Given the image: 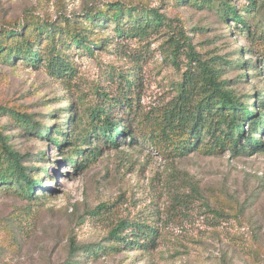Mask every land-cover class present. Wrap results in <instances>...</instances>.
Segmentation results:
<instances>
[{"label":"rangeland","instance_id":"obj_1","mask_svg":"<svg viewBox=\"0 0 264 264\" xmlns=\"http://www.w3.org/2000/svg\"><path fill=\"white\" fill-rule=\"evenodd\" d=\"M235 2L247 27L224 21L220 0H0V31L27 20L55 22L66 28L64 40L67 29L76 27L105 44L92 54L58 44L42 31L43 54L53 44L68 51L62 54L68 55L73 71L62 76L49 73L45 64L27 65L23 56L12 62L0 58V130L23 155L29 172L47 167L44 188L32 198L15 182L0 184V264H264V148L237 156L193 151L167 158L141 141L138 130L127 133L118 146L94 136L82 140L98 90L115 92L116 70L134 64L112 48L119 39L114 21L98 27L85 18L88 10L107 11L112 3L137 12L159 8L168 19L179 21L197 51L230 61L223 76L229 88L264 115V0ZM65 19L71 23L65 25ZM126 43L128 53L141 51L135 41ZM159 43L149 45L150 54L142 62L140 106L147 112L166 105L182 80L177 67L184 62L175 65L165 58ZM17 111L41 128H52L53 139L73 145L56 147L17 121ZM263 126L262 121L252 135L260 138ZM97 146L102 147L99 156L83 165L68 160L75 147L85 150L75 157H88ZM5 164L2 160L0 167ZM130 219L154 220L159 231L155 247L109 250L111 229ZM96 246L97 254L87 256L85 250Z\"/></svg>","mask_w":264,"mask_h":264},{"label":"trees","instance_id":"obj_2","mask_svg":"<svg viewBox=\"0 0 264 264\" xmlns=\"http://www.w3.org/2000/svg\"><path fill=\"white\" fill-rule=\"evenodd\" d=\"M248 1L249 4H255L256 0ZM158 9L137 12L135 9H127L122 3H112L107 11L96 9L85 13L90 26L100 27L109 20L115 22V34L119 39L112 48L121 57L131 59L134 64L116 70L112 82L116 88L115 92L98 90V102L90 110L87 133H84L82 140L94 136L98 142L118 146L122 137L138 130L141 141L147 142V145L167 158H181L193 151H199L203 155L230 152L237 156L251 149L254 151L264 148V126L261 128L260 138L252 135L253 130H256L262 121L264 124V115L257 114L253 109L256 108L255 104L248 105L241 101L234 89L229 88V81L223 78L224 68L230 61L209 51L204 54L197 51L196 45L192 43L181 23L168 19ZM238 10L235 0H229L228 4L226 0H220L218 12L224 21L229 23V20L233 19L247 27L245 17L239 14ZM64 21L65 25L71 23L69 19ZM85 29L88 32L89 27ZM65 30L63 25L55 22H43L39 25L27 20L21 26L0 31V58L12 62L23 56L27 65L45 64L49 73L62 76L73 71L68 55L62 54L68 51L57 49V45L53 44L48 49L46 47V53L43 54L39 50L44 40L42 31L58 44L86 48L92 54L95 49H103L105 45L101 39L90 40L88 33L85 34L76 27L67 29L68 39L64 40L62 34ZM8 39H13V42H7ZM130 39L139 44V53L130 54L125 51L126 42ZM156 41L160 42L158 46L161 47L165 58L175 65L184 62L183 67H177L182 70V80L166 105L147 112L140 106L143 90L142 62L150 54L147 53L149 45ZM262 54L264 56V47ZM181 57L184 61H181ZM261 101L264 102L263 99ZM13 116L17 121L30 126L37 134L49 138L60 149L65 148L67 144L73 145L68 140L60 142L53 139L52 128H41L23 112H13ZM136 119L137 126H133ZM247 124L250 131L248 133ZM58 132H61V129H58ZM97 147L88 157H75V154L85 152L75 147L77 152H70L68 160L76 167L83 165L89 157L99 156L102 147ZM22 157L19 151L11 147L7 137L0 130V163L2 160L6 163L3 168L0 167V184L15 182L32 198L37 189L44 188L42 180L46 176L47 167H44L43 171L36 168L35 172L31 173L21 162ZM153 222V219L120 221L109 233V238L113 241L109 250L135 246L143 249L155 247L159 231ZM99 249V246L95 249L88 247L85 251L87 256H91L96 255ZM102 250L104 253L108 252L105 247Z\"/></svg>","mask_w":264,"mask_h":264}]
</instances>
